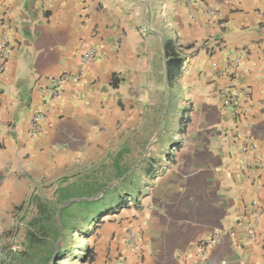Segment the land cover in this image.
I'll return each instance as SVG.
<instances>
[{"label": "crops", "instance_id": "crops-1", "mask_svg": "<svg viewBox=\"0 0 264 264\" xmlns=\"http://www.w3.org/2000/svg\"><path fill=\"white\" fill-rule=\"evenodd\" d=\"M0 13V211L123 131L143 191L103 209L88 264H264V0H6ZM88 48L33 133L48 76L81 70Z\"/></svg>", "mask_w": 264, "mask_h": 264}, {"label": "rangeland", "instance_id": "rangeland-1", "mask_svg": "<svg viewBox=\"0 0 264 264\" xmlns=\"http://www.w3.org/2000/svg\"><path fill=\"white\" fill-rule=\"evenodd\" d=\"M172 103L165 104L164 114L173 113ZM127 135L122 131L120 143L109 141L104 154L82 171L55 184L26 189L18 206H1L0 264H88L87 253L94 248L101 223L100 216H94L96 209L114 210L109 207L122 204L121 200L128 202V197L133 200L143 191L144 179L133 172L135 160L128 153ZM66 186L70 206L60 215L58 197ZM59 256L62 258L57 260Z\"/></svg>", "mask_w": 264, "mask_h": 264}, {"label": "built area", "instance_id": "built-area-1", "mask_svg": "<svg viewBox=\"0 0 264 264\" xmlns=\"http://www.w3.org/2000/svg\"><path fill=\"white\" fill-rule=\"evenodd\" d=\"M6 0H0V5H2ZM3 22V14L0 13V25ZM8 55L7 52V40L4 39L1 44H0V58L5 59ZM96 52L92 48H88L84 51H82L79 55V62L82 66V69L79 70L78 72L72 74L68 72L67 70L62 71L60 74L57 75H50L49 80L51 83L50 87H47L45 89V97L46 99L43 101L41 107L34 113L32 117V132L36 133L39 131V122L44 118V116L48 113L49 111V104L48 100H51L53 98L58 97L62 90H63V85L68 79H74V80H79L83 74V68L88 66L90 62L95 58ZM1 71V68H0ZM232 88V83L228 85V89ZM239 92H234L233 96L238 97ZM242 136L245 138L244 140L247 139V135L244 133ZM248 148V145H243L242 150L246 151ZM207 247L208 245L206 243H202L200 245L201 252L203 255L207 253Z\"/></svg>", "mask_w": 264, "mask_h": 264}, {"label": "trees", "instance_id": "trees-1", "mask_svg": "<svg viewBox=\"0 0 264 264\" xmlns=\"http://www.w3.org/2000/svg\"><path fill=\"white\" fill-rule=\"evenodd\" d=\"M171 60H168L167 63H169ZM175 61L177 62V65H179L180 67L182 66L183 64V59L182 58H178V59H175ZM59 197H58V205H57V209H58V213L60 215H62L65 211L68 210L69 206H70V203H67V201H69L71 199V196L69 195V188L66 186L62 189H60V193H59ZM122 202L124 200H121ZM34 203L36 204V206H39L40 205V201L38 198H35L34 200ZM122 204H120L119 202L117 204L114 205V207L116 209H118L119 207H121ZM42 206V204H41ZM47 209V208H46ZM106 213V210L104 211L103 209H100V208H97L96 211H95V215H97L98 217L102 216L103 214ZM95 219H98V218H95ZM94 223V220H92L91 222H89V224H92ZM91 255H90V252L87 253V258H88V261L91 260ZM62 257H58L57 260H60ZM57 263V262H56Z\"/></svg>", "mask_w": 264, "mask_h": 264}]
</instances>
